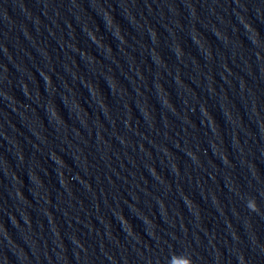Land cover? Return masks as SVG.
Listing matches in <instances>:
<instances>
[{"label":"clouds","instance_id":"obj_1","mask_svg":"<svg viewBox=\"0 0 264 264\" xmlns=\"http://www.w3.org/2000/svg\"><path fill=\"white\" fill-rule=\"evenodd\" d=\"M185 256H186V255H185ZM186 257H187V259L189 260L190 264H192L191 259H190L188 256H186Z\"/></svg>","mask_w":264,"mask_h":264}]
</instances>
